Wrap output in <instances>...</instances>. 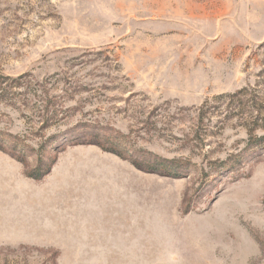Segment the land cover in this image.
Segmentation results:
<instances>
[{
    "label": "rangeland",
    "instance_id": "obj_1",
    "mask_svg": "<svg viewBox=\"0 0 264 264\" xmlns=\"http://www.w3.org/2000/svg\"><path fill=\"white\" fill-rule=\"evenodd\" d=\"M263 138L264 0H0V264H264Z\"/></svg>",
    "mask_w": 264,
    "mask_h": 264
},
{
    "label": "trees",
    "instance_id": "obj_2",
    "mask_svg": "<svg viewBox=\"0 0 264 264\" xmlns=\"http://www.w3.org/2000/svg\"><path fill=\"white\" fill-rule=\"evenodd\" d=\"M105 150H109V149H105ZM133 163L135 164V166L139 167L140 169H143L148 172L158 173L161 175L176 176L181 174L180 173L181 171H179L180 169H178L177 164H175L176 161L172 159L155 157L154 161H151V163L138 162V161H133ZM29 176L34 177L36 179L41 178V175H35L33 172L29 173Z\"/></svg>",
    "mask_w": 264,
    "mask_h": 264
},
{
    "label": "crops",
    "instance_id": "obj_3",
    "mask_svg": "<svg viewBox=\"0 0 264 264\" xmlns=\"http://www.w3.org/2000/svg\"><path fill=\"white\" fill-rule=\"evenodd\" d=\"M104 223H106V221H104ZM110 223L112 225L110 226H106V228L109 229V231H114L116 233H110L109 236H119V234L117 232L123 230V228H125V226L123 225V222L120 219H111Z\"/></svg>",
    "mask_w": 264,
    "mask_h": 264
}]
</instances>
